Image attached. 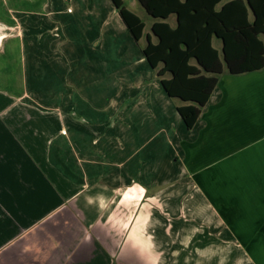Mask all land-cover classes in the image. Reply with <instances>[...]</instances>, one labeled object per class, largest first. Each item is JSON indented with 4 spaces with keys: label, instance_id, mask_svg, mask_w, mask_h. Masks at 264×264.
<instances>
[{
    "label": "crops",
    "instance_id": "0c3cea01",
    "mask_svg": "<svg viewBox=\"0 0 264 264\" xmlns=\"http://www.w3.org/2000/svg\"><path fill=\"white\" fill-rule=\"evenodd\" d=\"M67 2L0 0V264H264V68L190 129L134 53L135 79L100 64L105 102L77 76L80 111L49 109L26 87L84 49Z\"/></svg>",
    "mask_w": 264,
    "mask_h": 264
},
{
    "label": "trees",
    "instance_id": "16d2710c",
    "mask_svg": "<svg viewBox=\"0 0 264 264\" xmlns=\"http://www.w3.org/2000/svg\"><path fill=\"white\" fill-rule=\"evenodd\" d=\"M136 1L153 19L144 45L143 20L123 0H111L165 94L187 103L176 108L186 128L197 121L220 75L264 68V0ZM170 16L174 26L167 22ZM214 40L221 42V51Z\"/></svg>",
    "mask_w": 264,
    "mask_h": 264
},
{
    "label": "rangeland",
    "instance_id": "374dc122",
    "mask_svg": "<svg viewBox=\"0 0 264 264\" xmlns=\"http://www.w3.org/2000/svg\"><path fill=\"white\" fill-rule=\"evenodd\" d=\"M123 1L130 11L143 20L145 31H149L153 19L146 15L136 0ZM66 5L68 14L59 17H78L80 30L76 37L79 38L80 45L84 49H79L80 52L77 54L71 48L67 57L68 63L60 59L63 69L59 70V75L55 74L57 69H54L55 71L52 69L51 74L53 73L54 78L58 77L57 82H60L61 85H47V81L52 80L53 75L49 76V73L45 74L43 69H39L36 78L43 82L26 87V91L32 99L47 105L49 109L68 111L73 110L72 108L75 106V109L80 111V93L75 92L80 88L75 85L78 80L77 76L80 77V81H84L80 84L86 85L87 89H84V95H90V97L105 102L109 95V85L107 82H95L94 80L109 81L110 70L100 67V64L103 63L105 66L110 64L111 73L114 72L117 77L120 73H125L128 77L135 79V76L139 75L140 67L132 59L130 62H125L122 58L133 55V53L138 57L143 56L120 20L111 0H68ZM167 22L174 26L175 18L170 17ZM153 42H156L155 38H153ZM140 44H145L144 37ZM36 55L39 56L41 53L38 52ZM57 61L58 59H52L54 63ZM144 61V66L151 71L145 59ZM43 63L44 60L39 62V64ZM122 63L125 64L124 69H122V65H124ZM68 81H71L72 85L67 86ZM164 95L167 97L165 93ZM166 99L171 103V110H173L172 105L176 104L177 100L169 99V97ZM174 113L178 117L176 111Z\"/></svg>",
    "mask_w": 264,
    "mask_h": 264
}]
</instances>
